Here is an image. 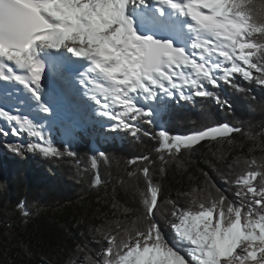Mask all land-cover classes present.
Returning a JSON list of instances; mask_svg holds the SVG:
<instances>
[{
	"label": "snow or ice",
	"instance_id": "obj_1",
	"mask_svg": "<svg viewBox=\"0 0 264 264\" xmlns=\"http://www.w3.org/2000/svg\"><path fill=\"white\" fill-rule=\"evenodd\" d=\"M65 53L87 62L80 83L98 105V114L116 120L115 128L135 137L141 131L135 121L153 124L157 115L140 100L163 104L164 98L179 95L182 100L195 96L220 103L207 86L218 88L223 81L242 91L236 75L264 86V0H0V81L23 86L41 112L50 111L42 77L46 71L63 77L69 62ZM0 120L8 123L12 135L24 132L38 138L27 145L29 150L45 157L61 155L51 143L45 144L42 129L32 119L0 109ZM241 132L226 123L184 136L161 130L156 152L162 162L179 165L182 150L206 141L231 144L232 134ZM23 147L9 145L17 154ZM218 151L223 161L227 154ZM137 162L151 163L148 156L129 163ZM240 163L234 160L221 172L222 182L235 189V200L205 173L206 187L196 185L184 193L190 197L184 208L172 200L165 207L150 168H140L143 211L128 219L129 210L124 209L125 219L109 222L104 232V250L86 255L85 261L264 264V158L244 159L242 170L233 175ZM92 167H97L95 161ZM99 184L94 178L92 187ZM17 207L27 222L30 211L23 204ZM158 214L171 217L175 243L164 235Z\"/></svg>",
	"mask_w": 264,
	"mask_h": 264
},
{
	"label": "trees",
	"instance_id": "obj_2",
	"mask_svg": "<svg viewBox=\"0 0 264 264\" xmlns=\"http://www.w3.org/2000/svg\"><path fill=\"white\" fill-rule=\"evenodd\" d=\"M234 80L242 91L223 81L218 88L207 86L220 103L195 96L190 100L179 95L164 98L157 123L135 121L141 129L135 137L94 121L87 129L69 135L60 129L42 130L45 144L57 148L59 157L29 150V143L39 141L27 133L12 135L10 130L0 134V264H87L86 255L96 256L106 247L104 232L109 222L124 220V209L129 210L128 219L143 211L139 193L145 182L138 170L144 166L160 186L159 199L165 207H170L168 200L188 207L190 197L183 194L196 185L206 187L205 173L235 200V189L222 182L221 172L234 160L241 163L234 166L233 175L242 170L244 159L264 158V86L239 75ZM220 122L243 132L233 133L231 144L206 141L182 150L179 165L158 158L159 131L184 136ZM9 145H23V151L17 154ZM218 150L227 154L223 161L217 158ZM69 151L73 155L69 156ZM142 156H148L151 163H129ZM130 171L137 175L129 177ZM97 177L100 184L92 187ZM212 192L216 194L215 189ZM20 204L31 213L27 222L17 207ZM157 219L164 235L174 238L171 217L158 214Z\"/></svg>",
	"mask_w": 264,
	"mask_h": 264
},
{
	"label": "rangeland",
	"instance_id": "obj_3",
	"mask_svg": "<svg viewBox=\"0 0 264 264\" xmlns=\"http://www.w3.org/2000/svg\"><path fill=\"white\" fill-rule=\"evenodd\" d=\"M139 103L140 104H143L144 106H148V105H145V102L143 101V100H140L139 101ZM153 105H156V107L158 108L159 106V104L158 103H152ZM149 106H151V105H149ZM152 107V106H151ZM154 108V110L158 113V109L157 108ZM157 117H158V115H156V117H154V120L156 121V123H157ZM110 118V117H109ZM90 120H95V121H97V122H99V123H101V124H103V125H106V124H108V122H110L112 125H113V127H115V125L118 123L116 120H113V119H106V118H104V117H94V116H90L89 115V113L87 114V116H86V118L84 119V121L82 122V125H78V124H76V126H80L81 127V129L83 130V129H85V127H86V125H88L89 123H88V121H90ZM109 120H111V121H109ZM107 126V125H106ZM72 127H73V123L71 122V123H66V127H65V129H64V131H65V133L67 132V133H69V132H71L72 131ZM40 128V127H39ZM51 128V127H50ZM40 129H42V128H40ZM44 130L46 129V128H43ZM66 133V134H67ZM172 229V228H171ZM173 230V229H172ZM168 238V240L169 241H171V242H173V243H175V240H176V238L174 237V238H172V237H170V236H168L167 237Z\"/></svg>",
	"mask_w": 264,
	"mask_h": 264
},
{
	"label": "bare ground",
	"instance_id": "obj_4",
	"mask_svg": "<svg viewBox=\"0 0 264 264\" xmlns=\"http://www.w3.org/2000/svg\"><path fill=\"white\" fill-rule=\"evenodd\" d=\"M69 67H73V66H69ZM71 98L72 99L69 101L70 108L72 109L74 114H76V115H71V116L74 121L83 122L88 114L87 107L84 106L83 104L84 102L81 99H78V97H75L72 95ZM58 116L61 117L62 113L60 112ZM53 119L60 121L59 119L56 118V116Z\"/></svg>",
	"mask_w": 264,
	"mask_h": 264
},
{
	"label": "water",
	"instance_id": "obj_5",
	"mask_svg": "<svg viewBox=\"0 0 264 264\" xmlns=\"http://www.w3.org/2000/svg\"><path fill=\"white\" fill-rule=\"evenodd\" d=\"M226 122H220V123H215V124H213V125H210V126H206L205 128H208V127H211V126H214V125H217V124H225ZM227 124V123H226ZM204 128V129H205ZM201 130H203V129H200V130H197V131H201ZM194 132H196V131H194ZM191 133H193V132H191ZM190 134V133H189Z\"/></svg>",
	"mask_w": 264,
	"mask_h": 264
}]
</instances>
